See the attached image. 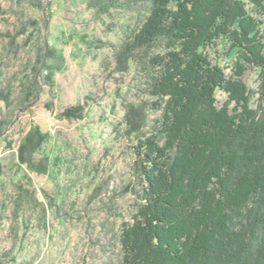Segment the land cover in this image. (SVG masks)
Returning a JSON list of instances; mask_svg holds the SVG:
<instances>
[{
    "label": "trees",
    "instance_id": "16d2710c",
    "mask_svg": "<svg viewBox=\"0 0 264 264\" xmlns=\"http://www.w3.org/2000/svg\"><path fill=\"white\" fill-rule=\"evenodd\" d=\"M147 2L117 55L118 72L145 73L155 98L130 104L125 117L140 188L120 227V264H264V0ZM218 44L235 61L231 75L208 54ZM11 96L0 92L8 106ZM60 117L82 119L83 108ZM45 140L34 126L20 162L46 171L32 158Z\"/></svg>",
    "mask_w": 264,
    "mask_h": 264
},
{
    "label": "rangeland",
    "instance_id": "374dc122",
    "mask_svg": "<svg viewBox=\"0 0 264 264\" xmlns=\"http://www.w3.org/2000/svg\"><path fill=\"white\" fill-rule=\"evenodd\" d=\"M114 1L0 0V92L11 88L13 103L0 97V264L121 263L120 227L140 188L125 117L155 98L145 73L117 62L150 5ZM208 54L232 74L222 44ZM257 79L248 68L253 108ZM76 107L82 119L60 117ZM34 126L46 140L32 158L46 171L19 160Z\"/></svg>",
    "mask_w": 264,
    "mask_h": 264
}]
</instances>
